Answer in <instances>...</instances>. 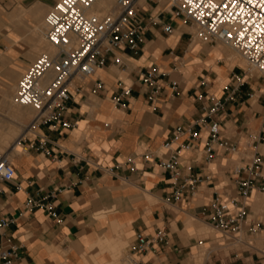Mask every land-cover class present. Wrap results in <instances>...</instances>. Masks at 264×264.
I'll use <instances>...</instances> for the list:
<instances>
[{"label": "crops", "instance_id": "crops-1", "mask_svg": "<svg viewBox=\"0 0 264 264\" xmlns=\"http://www.w3.org/2000/svg\"><path fill=\"white\" fill-rule=\"evenodd\" d=\"M56 1L0 0V109H11L12 88L47 43L44 18ZM114 3L98 0L92 10L107 12ZM136 8L145 26L141 49L120 48L115 53L120 65L109 57L92 76L72 80L66 116L75 126H41L24 143L18 137L5 149L15 172L0 192V220L9 221L0 228V251L15 249L12 264H113L116 250L126 254L144 241L148 250L138 256L139 264H193L203 249L209 250L205 264H264L262 193H251L237 233L221 234L216 247L204 235L212 228L207 206L215 198L240 201L235 181L251 177L254 156L262 159L259 181H264V143L256 142L264 132V76L247 79L224 103L221 139L236 151L216 146L215 159L206 163L202 106L211 95L223 99L230 74L243 68L216 44L195 40L192 26L171 16L169 0H136ZM165 25L171 33L163 31ZM152 68L162 73L163 90L150 99L141 75ZM97 81L104 87L93 94ZM123 88L131 90L126 108L112 102ZM180 125H192L201 138L176 160L181 175H194L199 183L193 196L183 192L166 202L176 183L162 163L184 141L171 140ZM41 137L50 155L36 148ZM29 146L34 148L25 149ZM28 200L41 206L26 207ZM157 230L165 238L150 244Z\"/></svg>", "mask_w": 264, "mask_h": 264}, {"label": "built area", "instance_id": "built-area-1", "mask_svg": "<svg viewBox=\"0 0 264 264\" xmlns=\"http://www.w3.org/2000/svg\"><path fill=\"white\" fill-rule=\"evenodd\" d=\"M98 0H57L44 18V38L54 49L52 53H41L22 73L15 86L13 102L29 107L33 118L18 138L24 143L25 137L41 126L53 129H70L75 123L67 118L71 100L70 88L73 79L92 76L97 70L106 67L109 57L115 65L121 59L115 53L120 48L138 51L144 42V19L138 14L136 0H115L113 7L106 13L93 12L92 7ZM171 16L193 27V38L203 44L222 43L237 53L246 63L241 73H231L229 83L224 88V98L209 97V105H203V124L208 136L203 153L206 163L216 157V146L235 152L236 147L221 139L220 111L224 103L233 100L246 84L247 79L264 76V0H169ZM165 33L172 27L165 25ZM257 75V76H256ZM162 73L152 68L141 75V82L149 89L150 99L163 90L160 83ZM97 81L93 94L103 89ZM172 87L176 88L173 82ZM131 90L123 88L112 102L122 108L128 107L127 98ZM179 143L178 151L162 163L176 188L166 202L179 200L181 194L193 196L199 180L191 174L181 175L177 166V156L182 150L197 145L201 139L192 125L174 128L171 140ZM37 149L50 155L46 140L41 137ZM264 143L263 135L256 138ZM34 148L33 146L25 147ZM262 159L254 156L248 171L251 177L235 181L239 202H221L215 198L207 206L206 217L213 230L220 234L237 233L247 217V201L253 191L264 194V181H259ZM111 171V169H108ZM14 167L9 152L0 151V192L4 183L14 177ZM51 197L53 195H50ZM26 207H40L38 201L28 200ZM45 207L51 216H56L50 203ZM9 221L0 220V228ZM163 230H157L150 238V244L164 240ZM148 245L141 241L131 245L125 254L127 264H139L138 256L146 253ZM17 258L14 248L0 251V264H12Z\"/></svg>", "mask_w": 264, "mask_h": 264}, {"label": "rangeland", "instance_id": "rangeland-1", "mask_svg": "<svg viewBox=\"0 0 264 264\" xmlns=\"http://www.w3.org/2000/svg\"><path fill=\"white\" fill-rule=\"evenodd\" d=\"M89 13H93V10L89 11ZM103 13H106V12H103ZM189 30L192 33L194 32L193 27L190 28ZM42 45L43 46H41L37 50L36 57L41 53H50V52L52 53L54 51V49L50 45H48L46 42H43ZM216 46L221 48V50L225 53L226 58L229 59L230 63H237L238 65L242 66V68H245L246 66L245 61L237 53H235L232 49H230L228 46L222 43H217ZM12 93L14 96L15 87L12 88ZM10 105L12 109H17L19 107L21 115L12 110L0 109V136L6 137V143L4 144V146H2V148L0 147V151H4L16 141V139L23 132V130L29 124V122L31 121L34 115V112L29 107H20L16 105L13 102V97L12 99H10ZM263 200H264V197H263ZM204 231H205L204 235L208 236L209 238L213 240V247H216L223 240L222 235L216 232L215 230H213L212 228L211 229L205 228ZM208 251L209 250L203 249V251H201L199 254L200 257L197 255L192 258V263L193 264H205L206 260L208 259V256L206 255ZM113 258H114L113 264H127V262L125 261L126 259L125 254L122 252V250L114 253Z\"/></svg>", "mask_w": 264, "mask_h": 264}, {"label": "bare ground", "instance_id": "bare-ground-1", "mask_svg": "<svg viewBox=\"0 0 264 264\" xmlns=\"http://www.w3.org/2000/svg\"><path fill=\"white\" fill-rule=\"evenodd\" d=\"M91 11V10H90ZM45 39V38H44ZM51 53V52H50ZM7 94V93H6ZM5 94V95H6ZM3 104V103H2ZM14 105V104H13ZM17 105V104H16ZM8 106V105H7ZM18 106H20V105H18ZM15 107V106H14ZM20 107H24V106H20ZM7 108V107H6ZM5 108V109H6ZM16 108V107H15ZM7 110V109H6ZM8 110H12V111H15V112H17V113H19L20 114V109H19V107L17 108V109H12V107H11V109H8ZM8 112V111H7ZM9 114V113H8ZM21 115V114H20ZM23 117V116H22ZM12 125V124H11ZM13 130V129H12ZM17 131V130H16ZM9 133V132H8ZM7 133V134H8ZM15 134V133H14ZM8 142V141H7ZM6 143V137H3V136H0V147L2 148V146H4V144ZM40 157V156H39ZM260 197V196H259ZM264 201V200H263ZM263 204V203H262ZM190 222V221H189ZM188 226H189V224H188ZM200 231V230H199ZM118 242H119V240H117ZM115 244H116V242H114ZM113 243V244H114ZM101 244V243H100ZM99 244V246L100 247H104L105 245H108V242L106 241V242H104V243H102L101 245ZM112 244V243H111ZM110 244V245H111ZM114 244V245H115ZM118 244V243H117ZM118 246V245H117ZM99 247V248H100ZM118 248H119V246H118ZM115 249H117V248H115ZM113 250H114V248H113ZM108 251V250H107ZM109 251H111V250H109ZM116 252H118L117 250H116ZM93 253V252H92ZM111 253H112V251H111ZM114 254V253H113ZM111 256V255H110ZM199 256V255H198ZM113 257V256H112ZM200 257V256H199ZM198 262V261H197ZM112 264V263H111Z\"/></svg>", "mask_w": 264, "mask_h": 264}]
</instances>
